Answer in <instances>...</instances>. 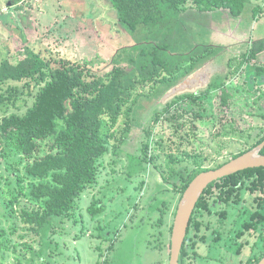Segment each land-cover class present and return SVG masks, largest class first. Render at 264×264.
Returning <instances> with one entry per match:
<instances>
[{
  "label": "rangeland",
  "instance_id": "obj_1",
  "mask_svg": "<svg viewBox=\"0 0 264 264\" xmlns=\"http://www.w3.org/2000/svg\"><path fill=\"white\" fill-rule=\"evenodd\" d=\"M10 1L0 0V65L6 60L16 64L31 56L35 48L104 71L111 67L118 51L138 42L118 23L108 0H22L8 6ZM188 7L181 19L188 48L184 43L181 50L188 51L193 45L199 49L197 54L203 46L220 49L190 73L192 64L185 63L176 84L167 81L139 90L137 101L126 108L110 133V153L103 160L97 184L82 193L71 217L54 218L43 231H31L21 214L25 208L38 207L32 195L36 181L23 177L21 191L15 172L8 168L15 165L16 173L24 176L22 155L11 150L0 156V232L6 233L0 240V264H96L105 258L108 264L170 263V228L181 196L169 183L173 170L178 172L186 166L198 171L211 169L230 161L264 134V53L252 62L242 61L248 59L243 56L256 41L264 40V0H251L240 17L222 10L197 16L192 0ZM256 7L259 12L253 20ZM234 58L237 62L228 67ZM217 80L219 87L212 88L202 100L188 99L186 104H179L181 109L202 115L195 136L185 135L182 150L201 157L172 165L163 155L160 161L149 162L144 148L154 145L156 133L162 130L160 121L152 118L175 98L206 92ZM223 89L232 95L228 107L223 104ZM19 110L11 108L8 115ZM3 117L0 113V122ZM165 126L166 134L174 135L171 123ZM178 158L184 160L183 154ZM163 188L173 193L171 210L161 227L160 208L171 198L170 193H160ZM15 198L21 203L12 208ZM94 201L97 207L103 206L104 212L91 219L88 209ZM160 242L165 248H153Z\"/></svg>",
  "mask_w": 264,
  "mask_h": 264
},
{
  "label": "trees",
  "instance_id": "obj_2",
  "mask_svg": "<svg viewBox=\"0 0 264 264\" xmlns=\"http://www.w3.org/2000/svg\"><path fill=\"white\" fill-rule=\"evenodd\" d=\"M21 1L16 0L15 5ZM108 1L116 12L118 23L138 38L135 45L118 51L109 69L94 71L87 66L64 60L50 51L35 48H32L31 56L16 64L6 60L0 65V113L4 114L0 122V156H6L11 150L22 155L26 163L24 176L16 173L15 165L8 168V171L15 172L16 177L14 174L12 176L21 191L23 177L36 181L32 186V195L37 200L38 207L32 210L25 208L21 214L22 220L36 233L43 231L54 218L71 217L74 204L82 193L97 184L103 160L110 153V133L122 120L126 108L137 101L139 90L147 85L156 87L167 81L176 84L185 63L192 64L190 73L220 49L203 46L197 54L199 49L193 45L188 51L181 50L187 42L183 40L187 32L181 19L189 9L190 0ZM192 2L201 13L226 10L235 17L242 16L251 4V0ZM258 9L256 7L253 10L255 18ZM263 52L264 40L256 41L251 51H247L243 56V59H248L242 61L252 62ZM235 62V58L230 60L228 67L231 68ZM243 63H240L239 68ZM256 70L259 71L260 68ZM218 81L212 83L206 92L177 97L166 104L165 110L157 112L152 121H160L161 117H164V120L160 122L162 130L156 133L154 145H151L152 150L149 151V145L144 148L149 162L160 161L163 155L169 158L172 165L184 161L191 162L201 157L199 153L190 154L182 150L185 146V135L190 138L195 136L198 122L203 119L202 115L181 109L179 104H186L188 99L196 102L202 100L212 88L219 87ZM222 93L223 104L228 107L232 95L226 89H223ZM11 108L20 109V112L8 115ZM23 109L25 110L21 112ZM131 110L132 108L129 109ZM168 122L175 129L174 135L166 134L168 128L165 124ZM177 137L180 142L176 143ZM262 142L264 134L232 159L249 152ZM159 152H162V155H157ZM179 154H183L184 160L178 158ZM227 162L199 171L191 170L187 166L178 172L173 170L169 183L174 191L180 193L181 200L197 175L220 168ZM162 172L167 174L163 170ZM239 177H257V181L259 178L264 183V168L248 169L215 183L231 187L230 185L240 183ZM213 186L214 184L205 190L196 211L201 209L206 193ZM160 193L171 194L169 202L164 201L160 208L159 226L162 227L166 214L171 210L173 191L163 188ZM20 203V200L15 198L11 207L20 206ZM88 211L91 219H94L104 212V208L97 207L94 201ZM14 212L13 209L12 214ZM172 229L173 226L170 228L171 233ZM5 235V231H1L0 240L5 238ZM168 244L170 248L171 241ZM3 246L10 249L6 244ZM163 247L165 248V243L160 242L153 248ZM184 251L183 246L180 264L184 261ZM96 264H108V259L99 260Z\"/></svg>",
  "mask_w": 264,
  "mask_h": 264
},
{
  "label": "flooded vegetation",
  "instance_id": "obj_3",
  "mask_svg": "<svg viewBox=\"0 0 264 264\" xmlns=\"http://www.w3.org/2000/svg\"><path fill=\"white\" fill-rule=\"evenodd\" d=\"M238 180L231 187L213 183L195 209L183 264H253L264 258V183L257 177Z\"/></svg>",
  "mask_w": 264,
  "mask_h": 264
},
{
  "label": "water",
  "instance_id": "obj_4",
  "mask_svg": "<svg viewBox=\"0 0 264 264\" xmlns=\"http://www.w3.org/2000/svg\"><path fill=\"white\" fill-rule=\"evenodd\" d=\"M15 3L16 0H11L8 6H14ZM263 150L264 142L249 152L231 159L220 168L200 173L189 184L178 204L174 219L171 234L169 264H180V256L188 233L191 218L205 190L208 189L211 184L228 176L248 169L264 168ZM258 264H264V258Z\"/></svg>",
  "mask_w": 264,
  "mask_h": 264
},
{
  "label": "crops",
  "instance_id": "obj_5",
  "mask_svg": "<svg viewBox=\"0 0 264 264\" xmlns=\"http://www.w3.org/2000/svg\"><path fill=\"white\" fill-rule=\"evenodd\" d=\"M224 11H226V10H222V12H221V13H223ZM198 14H201V15H203V14H206V13H201L200 11H198V12H197V16H198ZM194 15L196 16V14H194ZM251 19H253V20H256V19H255V17H254V14H253V16L251 15ZM258 20H259V22H261V21H262V19H260V18H259Z\"/></svg>",
  "mask_w": 264,
  "mask_h": 264
}]
</instances>
